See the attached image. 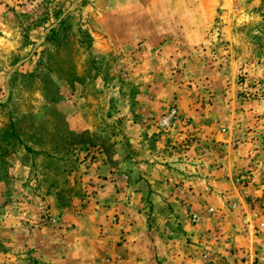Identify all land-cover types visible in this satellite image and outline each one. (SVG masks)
Instances as JSON below:
<instances>
[{
    "label": "rangeland",
    "instance_id": "374dc122",
    "mask_svg": "<svg viewBox=\"0 0 264 264\" xmlns=\"http://www.w3.org/2000/svg\"><path fill=\"white\" fill-rule=\"evenodd\" d=\"M190 147L242 149L228 220L264 264V0H0V264H122L117 178Z\"/></svg>",
    "mask_w": 264,
    "mask_h": 264
},
{
    "label": "crops",
    "instance_id": "0c3cea01",
    "mask_svg": "<svg viewBox=\"0 0 264 264\" xmlns=\"http://www.w3.org/2000/svg\"><path fill=\"white\" fill-rule=\"evenodd\" d=\"M223 152H226L223 158L216 156H221ZM187 154L188 165L182 164L179 158L176 161H167V157L164 160L143 161L136 157L132 163L133 171L121 174L125 175V179L117 178L120 183L116 192L119 200L116 212L120 219L110 230L120 232L122 237L117 244L110 243L109 252L119 255L122 264L253 263L256 249L253 238L249 234L235 231L242 223L231 226L228 220V216L234 212L246 214L249 199L247 194L255 195L259 191V185L257 187L253 183L255 178L238 188L233 182L232 168L241 160L239 157L243 154L242 149H215L205 162L197 147H190ZM256 176L253 173V177ZM143 199L150 201V208L144 207ZM232 203L236 207L231 213L228 204ZM211 204L222 209L218 211L225 214L220 217L207 216L206 208ZM188 214H194L199 219L196 223H191ZM162 216L171 223H158V218ZM211 222L222 224L227 236L229 232H233L229 235V242L206 245L207 234L203 231L212 226ZM229 226L232 229L229 230ZM164 227H169L166 230L170 234L176 232L175 236H161L159 233H165ZM208 243L212 244L211 241ZM230 246L233 254L227 252ZM207 248L212 250L211 254L205 253ZM255 256L264 261L262 251L255 253Z\"/></svg>",
    "mask_w": 264,
    "mask_h": 264
},
{
    "label": "built area",
    "instance_id": "2783aa9c",
    "mask_svg": "<svg viewBox=\"0 0 264 264\" xmlns=\"http://www.w3.org/2000/svg\"><path fill=\"white\" fill-rule=\"evenodd\" d=\"M193 219L196 220L197 219V216L196 215H193ZM215 238H217V236H215Z\"/></svg>",
    "mask_w": 264,
    "mask_h": 264
}]
</instances>
